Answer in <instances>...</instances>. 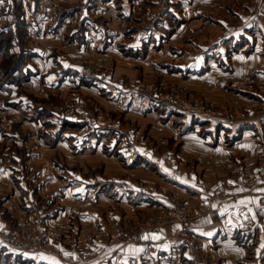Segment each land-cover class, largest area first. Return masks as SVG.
Here are the masks:
<instances>
[{
    "label": "rangeland",
    "instance_id": "obj_1",
    "mask_svg": "<svg viewBox=\"0 0 264 264\" xmlns=\"http://www.w3.org/2000/svg\"><path fill=\"white\" fill-rule=\"evenodd\" d=\"M223 1L228 5L211 0H185L182 5L177 0L0 3V264H38L33 256L44 248V231L39 219L26 216L23 209L34 203L38 210L50 201L71 207L72 200H61L65 184L73 179L69 172L79 162L89 167L103 159L92 157L98 148L102 155L115 157L113 146H134L139 152V146H156L166 165L172 157L182 169L186 191L198 197L216 171L225 178L249 171L242 146H264L260 124L249 126L252 133L242 138L237 125L223 127V121H213L216 118L195 119V127L178 122L190 113L178 105L190 100L226 110L225 120H231L236 109L244 111L240 117L245 120L249 110L264 113V66L241 72L233 61L237 54L241 59L254 51L264 54V0ZM158 7L166 10L158 13ZM205 53H210L212 66H200ZM160 94L171 99L163 101ZM185 142L207 151L195 150L180 159ZM216 160L217 166L211 163ZM153 173L157 176L152 182L168 195L169 202L162 206L173 200L185 205L177 194L183 186L178 183L175 189L164 183L166 173L160 169ZM154 211L129 220L122 241L131 243L129 230ZM190 218L178 223L179 236L185 230L198 238L187 227ZM25 221H31L41 241L37 250H24L7 239L8 232ZM256 223H263L262 216ZM259 226L263 230L256 224L232 231L231 239L242 247L249 240L264 241ZM219 236L223 239L227 233ZM178 250L185 252L181 245ZM253 252L246 261L264 264V251ZM78 263L67 256L60 264Z\"/></svg>",
    "mask_w": 264,
    "mask_h": 264
},
{
    "label": "crops",
    "instance_id": "obj_2",
    "mask_svg": "<svg viewBox=\"0 0 264 264\" xmlns=\"http://www.w3.org/2000/svg\"><path fill=\"white\" fill-rule=\"evenodd\" d=\"M179 1L180 5L185 3V0H177ZM211 1L217 6L226 4L223 0ZM209 54L205 53L206 57H201L200 66H212ZM236 57L233 61L241 72L263 69L264 54L259 55L254 51L247 59H241L238 54ZM194 68L196 66L192 67ZM236 110L231 120H208H221V125L227 128L237 125L242 138L252 133L249 127L251 125L260 124L264 131V113L249 110V117L245 120L240 117L244 111ZM201 117L204 116L184 113L178 122L195 127L198 125L194 120H200ZM184 145L180 149V159H184L187 153L191 155L195 150L204 153L207 151L199 146H188L186 142ZM113 147L116 151L115 157L102 155L98 148L92 157H102L103 159L99 158L100 163L99 159L93 160L86 167L85 163L79 162L78 166L74 165L73 172L68 171L73 179L70 185L65 184L61 200H72L71 207L66 208L60 202L50 201L38 210L32 202V206L27 205L23 209L26 216L39 219L40 229L44 231V248L33 256L38 264H60L67 256L75 258L78 264H185L189 256L178 250L179 233L182 229L178 223L166 224L148 233L137 243H126L121 239L129 220L141 217L146 210L157 209L169 202L165 190L152 182L153 175L157 176L153 171L157 172L158 169L166 173L164 183L175 189L179 188L176 186L178 183L183 186L179 188L181 194H177L186 200L185 205L191 215L187 227L198 236L203 249L214 254L218 264H250L246 257L251 252L254 254L253 250L257 253L264 251V241L260 238L249 240L244 247L236 245L231 239L232 231L245 228L250 230L256 224H262L263 230H260V226L259 230L264 232V146H242L249 171L245 174L237 172L231 178H225L220 170L216 171L214 179L207 181L209 185L198 190L200 197L197 196L198 193H189L188 185L182 183L187 180L182 169L176 167L172 157L166 160V165L158 155L156 146H139L140 152L134 146L131 149L125 146ZM256 158L258 164H255ZM211 163L218 165L217 160ZM154 166L158 169L151 171ZM96 167L101 170L96 171ZM90 170L92 172L88 173ZM68 175H64V180H68L65 178ZM121 175L125 177L122 178ZM47 196L46 194L40 199ZM195 196L198 200L193 198ZM62 214H66V223ZM257 216H262L263 223H256ZM224 233H227V237L221 239L219 235L224 236Z\"/></svg>",
    "mask_w": 264,
    "mask_h": 264
},
{
    "label": "built area",
    "instance_id": "obj_3",
    "mask_svg": "<svg viewBox=\"0 0 264 264\" xmlns=\"http://www.w3.org/2000/svg\"><path fill=\"white\" fill-rule=\"evenodd\" d=\"M165 10L166 7L157 8L158 13L164 12ZM159 96L163 101L171 99L167 94H160ZM178 106L190 113L208 118L227 117L226 110L209 108L202 100H190ZM189 218L188 208L182 203L173 200L170 206H160L155 209L153 216L148 220L135 224L127 234V241L137 243L148 233L156 231L166 224L185 223ZM7 239L15 246L28 251L37 250L41 246V241L37 239L36 229L33 227L31 221L22 222L12 228L8 232ZM199 243H201L199 238L185 230L180 234V245L189 256L187 264H214L211 257L202 251Z\"/></svg>",
    "mask_w": 264,
    "mask_h": 264
},
{
    "label": "snow or ice",
    "instance_id": "obj_4",
    "mask_svg": "<svg viewBox=\"0 0 264 264\" xmlns=\"http://www.w3.org/2000/svg\"><path fill=\"white\" fill-rule=\"evenodd\" d=\"M3 2V0H0V3H2ZM208 235H211V233H209ZM145 239H147V237H145Z\"/></svg>",
    "mask_w": 264,
    "mask_h": 264
}]
</instances>
